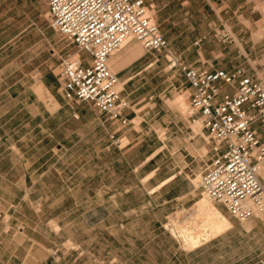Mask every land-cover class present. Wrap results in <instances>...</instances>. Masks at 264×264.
<instances>
[{
	"label": "rangeland",
	"instance_id": "1",
	"mask_svg": "<svg viewBox=\"0 0 264 264\" xmlns=\"http://www.w3.org/2000/svg\"><path fill=\"white\" fill-rule=\"evenodd\" d=\"M48 1L0 0V92L10 86L5 75H34L38 64L51 86L24 95L13 85L10 98L0 96V264H264V217L237 221L210 200L230 221L228 230L202 232L194 248L170 231L194 218L199 199L209 200L198 182L212 142L190 108L189 85L168 66L169 54L196 69L240 67L264 80V0H241L249 8L236 15L235 29L234 19L222 18L232 44L220 40L218 19L202 0H145L168 53L132 40L116 52L130 46L128 63H153L138 93L146 96L143 116L125 127L92 103L63 98L60 59L78 49L49 27ZM236 30L246 31L244 45ZM58 95L66 114L52 129L29 108L48 107ZM112 133L121 142L113 144Z\"/></svg>",
	"mask_w": 264,
	"mask_h": 264
},
{
	"label": "built area",
	"instance_id": "2",
	"mask_svg": "<svg viewBox=\"0 0 264 264\" xmlns=\"http://www.w3.org/2000/svg\"><path fill=\"white\" fill-rule=\"evenodd\" d=\"M47 13L49 27L78 49L59 65L64 98L92 103L108 119L125 125L122 111L129 105L119 95L109 58L131 40L145 50L168 53L145 0H49ZM168 66L178 69L189 85L190 108L212 142V157L198 187L237 221L264 217L259 174L264 161V80L240 67L194 69L169 54ZM110 139L118 142L113 135Z\"/></svg>",
	"mask_w": 264,
	"mask_h": 264
},
{
	"label": "crops",
	"instance_id": "3",
	"mask_svg": "<svg viewBox=\"0 0 264 264\" xmlns=\"http://www.w3.org/2000/svg\"><path fill=\"white\" fill-rule=\"evenodd\" d=\"M202 2H205V3L210 5V9H211L210 12H212L214 17H216L218 19V22L220 24L218 27L221 30H220V32H219V30L217 32H219V34H220L219 35L220 40H222L223 43L224 42H227L228 44L234 43V40L232 38L233 32L231 29H229L227 27L226 22H229V20L234 19L233 22L230 23V25H231V28L235 29V25L237 24L235 21L237 18L236 15L240 14V15L246 16L249 7H247L245 2L241 1V0H202ZM203 11H204V9H203ZM248 17L250 18L251 16H248ZM222 18L226 19L225 20L226 22H222ZM241 32H243V33H241ZM234 33L238 37V39L242 43V45H244L246 43V41H243V39H244V34L246 33V31L245 30L244 31L236 30ZM203 34H205V33H203ZM199 41L200 40L195 42V45H198ZM206 42L207 41H205L203 44H205ZM132 50H133L132 47L128 46V47H126V49L124 51L115 53L109 58V62L112 64L115 71H113L111 69V67H110V69L117 76L118 86L120 85V87H121V89L119 90V95L122 99H125V101H127L128 105H129V107L127 109H124L122 111V117L124 119H126L125 125H122L117 120H112V121L117 122L118 123L117 126L119 125L120 127H125L128 124L132 123L134 120L139 119L140 116H143V113H141L140 110L144 106V105H142V101L145 100L146 96L141 97V95L138 94L143 88V85L140 83L145 78V75L142 72L145 70V67L148 68V67L152 66V64H153V63H150V64H148V66H146L149 60L147 61L145 59H142V57H139L138 59H135L134 61H131L128 63L125 60V55L130 54ZM200 54H201V56L203 55L202 52ZM79 55H82V53H79ZM61 60L62 59H60V61ZM187 66L196 69L195 67H193L194 65L192 63L187 64ZM40 67H41V65L38 64L34 68V71H36L37 74L32 75V74L28 73V74L23 75L21 78L15 79V80H12V75H11L12 73L5 75L3 78V82H5V84L9 83L10 86H7L6 89H4L2 92H0V96H3L4 99L10 98L12 95L11 93H12V86L13 85H15L16 87L19 86L20 88L24 89L22 92L24 95L31 93L32 90L38 89L39 87H44L47 91H49L48 89L49 88L51 89V86L47 82V80H45L43 72H41V73L38 72V69H40ZM134 67L137 68V70H135L136 72H132ZM197 69H199V66L197 67ZM28 82H30V83L28 85H26V83H28ZM9 90H11V93L8 92ZM62 96H63V94H62ZM56 97H57V99H55V96H54V99H53L54 103H51V105L48 107L39 109L40 111L38 109H35V108L33 109L32 107L29 108L30 111L34 115L33 117H36V115L42 117L41 123L46 121L48 123L53 124L51 126L52 129H57L60 127L61 124H63V121L61 122L60 117H61V115L66 114V111L64 110L66 108L65 104L59 103V100H58L59 95ZM63 98H64V96H63ZM148 99H151V98L148 97ZM66 101L70 102L69 100H66ZM1 112L3 114L11 113V109H3ZM67 114L69 116L68 111H67ZM37 126L40 127V125H37ZM111 135H113L114 138H117V140H118V142L112 141L113 144L116 145L117 143L121 142V139H122L121 137H118L115 133H112ZM119 136H121V135H119ZM155 154H156L155 152L150 154L145 159V161H149L150 159H152L155 156ZM211 157H212V155H211ZM25 176L26 175L23 174V177H25ZM260 177H261V180H262L263 185H264V177L263 176H260ZM171 179H172V177L166 179L162 183H165ZM253 219L259 220V218H252L249 220H253ZM7 223H8V221H6L5 219H2L3 229L6 227ZM230 227H231V224H230ZM214 236H216V235H214Z\"/></svg>",
	"mask_w": 264,
	"mask_h": 264
},
{
	"label": "bare ground",
	"instance_id": "4",
	"mask_svg": "<svg viewBox=\"0 0 264 264\" xmlns=\"http://www.w3.org/2000/svg\"><path fill=\"white\" fill-rule=\"evenodd\" d=\"M196 205L192 214L194 218H189L187 225L169 227L173 234H177L179 238H181L186 248L196 247L199 241L198 238L200 239L202 232L214 236L227 230L231 224L230 221L210 203V200H206L205 198L199 199ZM198 217L201 219L200 224L197 223Z\"/></svg>",
	"mask_w": 264,
	"mask_h": 264
}]
</instances>
